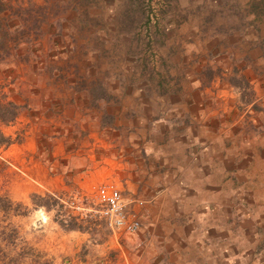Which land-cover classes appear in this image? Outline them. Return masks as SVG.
Here are the masks:
<instances>
[{"label":"rangeland","instance_id":"374dc122","mask_svg":"<svg viewBox=\"0 0 264 264\" xmlns=\"http://www.w3.org/2000/svg\"><path fill=\"white\" fill-rule=\"evenodd\" d=\"M6 101L17 113L0 122L8 135L0 146V264L217 260L196 243L209 234L201 231L205 217L191 235L179 217L162 219L155 206L135 232L107 223L95 188L112 180L77 187L82 169L108 152L92 145L94 131L103 138L120 131L135 144L157 140L171 145L178 160L176 142L196 145L202 162L221 138L235 153L243 145L241 183L229 187L232 198L242 186L247 206L228 212L226 250L232 254L239 242L245 254L259 242L252 226L264 222L258 146L264 142V0H0V102ZM143 116L152 124L145 119L141 126ZM211 165L219 168L214 159ZM54 174L60 187L51 188ZM33 192L59 195L63 206L34 205ZM70 215L85 229L61 227L57 219Z\"/></svg>","mask_w":264,"mask_h":264},{"label":"crops","instance_id":"0c3cea01","mask_svg":"<svg viewBox=\"0 0 264 264\" xmlns=\"http://www.w3.org/2000/svg\"><path fill=\"white\" fill-rule=\"evenodd\" d=\"M142 101L147 102L146 99H142ZM113 117L115 118V114H113ZM155 118L162 120L160 114ZM14 119L15 117L12 120ZM143 119L144 121L140 122L141 126H145L148 120L152 124L151 121L153 120L150 118L144 117ZM155 121L153 123L157 124ZM107 125H102L103 129L107 128ZM0 130L5 134L2 128ZM118 132L122 134V132ZM118 132L105 138L96 137V131L89 133L93 137L92 145H99L102 147L101 149H108V152L99 155V158H96V161L90 165V169H87L88 167L81 168L82 174L79 173L81 174V180H78L77 187L110 178L124 196H132L137 200H141L132 203V207L141 222L138 229L144 224L143 221L146 218L148 219L154 206L162 219L166 216H171L172 220H175L173 216L179 217L177 219L188 235L194 234L198 229L197 221L205 217L207 225L201 231L209 233L206 234L208 237L205 236L204 239H201L198 236L199 239L195 238L196 243L197 245L201 243L207 246L211 250L209 257L212 256L217 259L215 262L212 260L208 262L207 260L205 264H264V222L262 224L261 222H255L257 225L253 224L252 226V231L258 232L261 238L257 244L256 241H253L251 252H245L244 254V246L239 242L233 243V246H236L237 249L232 254L226 250L229 226H232L233 223L229 220L228 212L235 204L241 206V209L247 206L241 194L242 191L239 190L242 186L236 185L234 188L236 193L233 192L232 198L230 197L232 192L230 193L231 189L229 187L232 186L233 181L241 183L238 178L237 162H239L240 157L244 156L243 145L240 147V152L235 153L231 148L232 143H228V140L223 142V138H221L217 147H213L211 152H205V161L202 162L198 160L201 158L200 154L194 153L198 149L196 145L192 149L190 145L187 146L188 144L176 142L174 145L176 153L179 154L180 160H178V156L173 153L174 149L171 148V145L159 143L157 140L149 141L151 138L145 142H142L141 139V141H136L135 144L133 141L126 140L131 137L123 135L124 138H122ZM145 133H147V130ZM256 133L259 134L261 131ZM54 140L58 146L59 141L55 138ZM258 143H261L258 146L263 151L264 142ZM203 145L200 147L210 146L206 143ZM177 148L180 150H177ZM198 155L200 158H197ZM150 159L153 160L152 165H150ZM213 159L215 164L218 163L216 165L219 167L218 169L210 168ZM145 160L147 164L142 165L140 162L145 163ZM261 160L264 162V155L261 156ZM228 162L233 166L230 167ZM206 167L207 169L204 170ZM185 168L189 169L188 177L183 176L184 171H188ZM50 169L52 170V168ZM230 172L233 174L230 175ZM49 181L52 183L51 188L60 187L61 185L58 182L60 178L57 174L52 175V179ZM261 182H263V179ZM237 213L240 215L243 210H238ZM218 215H220V224H218ZM192 219H194V222ZM191 221L195 224L194 227L193 225L189 226ZM148 228L150 227L148 226ZM230 230H233V227ZM87 242L88 240L84 238L80 245L86 247ZM112 246H117V244H112L110 247ZM213 247L216 248L218 256L212 254Z\"/></svg>","mask_w":264,"mask_h":264},{"label":"built area","instance_id":"2783aa9c","mask_svg":"<svg viewBox=\"0 0 264 264\" xmlns=\"http://www.w3.org/2000/svg\"><path fill=\"white\" fill-rule=\"evenodd\" d=\"M95 198L99 207L97 211L107 223L120 232H134L140 226V219L132 203L140 202L132 196H124L112 182H101L95 188Z\"/></svg>","mask_w":264,"mask_h":264},{"label":"trees","instance_id":"16d2710c","mask_svg":"<svg viewBox=\"0 0 264 264\" xmlns=\"http://www.w3.org/2000/svg\"><path fill=\"white\" fill-rule=\"evenodd\" d=\"M103 94L100 93L95 98L97 101L98 99H101V96ZM100 97V98H99ZM17 113L16 104H14L11 101L6 102H0V122H7L9 120H12ZM106 123V122H104ZM102 123V124H104ZM8 142V135L4 134L0 130V145H4ZM33 196H37L38 200H34ZM60 196H55L54 194L45 193V195H39L36 193L31 194L32 203L34 205L43 206L45 209H48L51 207V205H58L59 207L63 206V202L60 201ZM77 217L75 215H70L68 218H58L57 221L61 227L64 229H85V226H82L79 224V222H76Z\"/></svg>","mask_w":264,"mask_h":264}]
</instances>
